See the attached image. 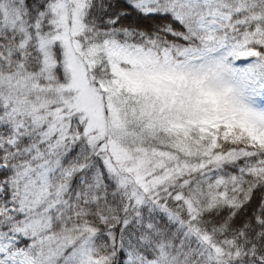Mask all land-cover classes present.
Wrapping results in <instances>:
<instances>
[{
	"label": "snow or ice",
	"instance_id": "1",
	"mask_svg": "<svg viewBox=\"0 0 264 264\" xmlns=\"http://www.w3.org/2000/svg\"><path fill=\"white\" fill-rule=\"evenodd\" d=\"M0 264H264V0H0Z\"/></svg>",
	"mask_w": 264,
	"mask_h": 264
}]
</instances>
